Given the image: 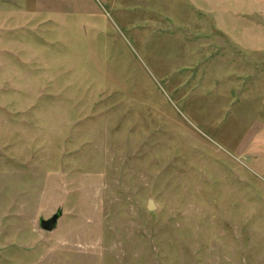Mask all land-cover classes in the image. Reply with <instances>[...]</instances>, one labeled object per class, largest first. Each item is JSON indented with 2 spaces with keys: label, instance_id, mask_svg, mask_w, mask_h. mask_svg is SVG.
I'll list each match as a JSON object with an SVG mask.
<instances>
[{
  "label": "rangeland",
  "instance_id": "374dc122",
  "mask_svg": "<svg viewBox=\"0 0 264 264\" xmlns=\"http://www.w3.org/2000/svg\"><path fill=\"white\" fill-rule=\"evenodd\" d=\"M0 264H264V0H0Z\"/></svg>",
  "mask_w": 264,
  "mask_h": 264
},
{
  "label": "water",
  "instance_id": "95a60500",
  "mask_svg": "<svg viewBox=\"0 0 264 264\" xmlns=\"http://www.w3.org/2000/svg\"><path fill=\"white\" fill-rule=\"evenodd\" d=\"M148 209L149 210L155 209L154 201L152 199L149 200ZM60 217H61V212L59 211L48 219L42 218L40 220L41 228L43 230L50 231V232L54 231L58 226V221H59Z\"/></svg>",
  "mask_w": 264,
  "mask_h": 264
}]
</instances>
